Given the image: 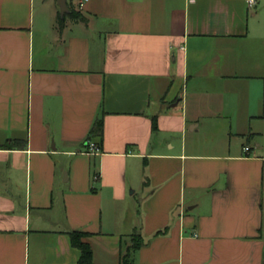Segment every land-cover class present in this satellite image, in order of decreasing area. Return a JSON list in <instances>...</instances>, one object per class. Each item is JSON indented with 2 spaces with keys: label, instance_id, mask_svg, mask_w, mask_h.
Returning a JSON list of instances; mask_svg holds the SVG:
<instances>
[{
  "label": "crops",
  "instance_id": "crops-1",
  "mask_svg": "<svg viewBox=\"0 0 264 264\" xmlns=\"http://www.w3.org/2000/svg\"><path fill=\"white\" fill-rule=\"evenodd\" d=\"M79 1L0 0V264H264V0Z\"/></svg>",
  "mask_w": 264,
  "mask_h": 264
},
{
  "label": "trees",
  "instance_id": "trees-1",
  "mask_svg": "<svg viewBox=\"0 0 264 264\" xmlns=\"http://www.w3.org/2000/svg\"><path fill=\"white\" fill-rule=\"evenodd\" d=\"M71 19L78 20L79 15L74 13L71 8H69V14ZM65 18L57 17V23L59 28L63 26ZM103 132V123L102 120L99 119L95 122L92 130L91 137H102ZM69 239L71 246L80 252V256L78 259L79 264H95L92 259V251L89 243L85 240L90 236L89 233L80 232V231H72L69 234ZM142 238L139 235H133L132 242L130 247L127 249L126 254L122 255L120 258V264H133L134 254L137 250L142 246Z\"/></svg>",
  "mask_w": 264,
  "mask_h": 264
},
{
  "label": "built area",
  "instance_id": "built-area-1",
  "mask_svg": "<svg viewBox=\"0 0 264 264\" xmlns=\"http://www.w3.org/2000/svg\"><path fill=\"white\" fill-rule=\"evenodd\" d=\"M87 0H80L79 1V6L82 7L83 4L86 2ZM246 2L249 4V6H252L253 4H255V0H246ZM99 147H97L96 145H94L93 143L87 141L85 144V152L87 154L90 155H95L99 153ZM245 151H248V148H245Z\"/></svg>",
  "mask_w": 264,
  "mask_h": 264
},
{
  "label": "water",
  "instance_id": "water-1",
  "mask_svg": "<svg viewBox=\"0 0 264 264\" xmlns=\"http://www.w3.org/2000/svg\"><path fill=\"white\" fill-rule=\"evenodd\" d=\"M59 7L60 17L63 18L66 14L69 13V9L66 4V0H56Z\"/></svg>",
  "mask_w": 264,
  "mask_h": 264
},
{
  "label": "rangeland",
  "instance_id": "rangeland-1",
  "mask_svg": "<svg viewBox=\"0 0 264 264\" xmlns=\"http://www.w3.org/2000/svg\"><path fill=\"white\" fill-rule=\"evenodd\" d=\"M125 248L123 249V254L122 255H124V254H126V246H124Z\"/></svg>",
  "mask_w": 264,
  "mask_h": 264
}]
</instances>
